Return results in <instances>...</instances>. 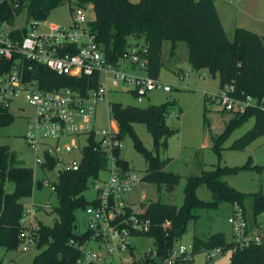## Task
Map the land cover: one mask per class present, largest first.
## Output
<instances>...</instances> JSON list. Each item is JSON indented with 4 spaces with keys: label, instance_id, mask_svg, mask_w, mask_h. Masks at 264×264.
Here are the masks:
<instances>
[{
    "label": "trees",
    "instance_id": "trees-1",
    "mask_svg": "<svg viewBox=\"0 0 264 264\" xmlns=\"http://www.w3.org/2000/svg\"><path fill=\"white\" fill-rule=\"evenodd\" d=\"M62 3H68L69 7L91 8L94 18L88 26L108 59H116L122 55L132 41L144 43L148 48V75L158 79L164 43H169L170 56L175 55L178 43H184L191 69L207 71L210 77L218 79L219 87L232 84L238 92L264 97V38L243 28H234L231 39H228L214 0H139L138 3L130 0H7L0 7V21L13 24L21 12L25 13L28 20L45 21ZM43 72L49 79L46 83L40 80L44 89L78 85L84 90L96 87L97 83L96 76L78 80L56 77L46 70ZM174 106V102L146 108L111 104V116L118 126V138H129L134 150L145 161L146 171L141 183L156 185L168 193L179 185L181 177L165 169L170 160H161L158 152H166L168 138L179 133L178 129L170 128L166 122ZM13 118L11 114L0 110V128L9 126ZM249 119H253L254 124L231 145L230 149L233 151H243L254 140L264 136V112L248 110L231 115L223 132L213 136L204 111L203 123L209 135L211 150L220 156L221 146L231 132ZM135 124L145 127L152 139V150H148L138 138L134 130ZM118 163L128 168V163L120 156ZM52 166L51 162L49 169ZM105 166V157L91 144L84 149L77 171L60 173L54 191L57 206L52 210L57 219L52 226H38L35 247L39 252L30 264H73L81 256L78 247L69 244V241L72 239L81 244L88 239L89 233L75 231V212L84 211L92 204L84 198V193L89 188V182L98 179ZM260 169L248 159L240 168L217 164L212 170H201L197 175L188 176L180 206L160 200L142 205L151 228L148 233L140 236L152 238L155 256L164 258L186 234L189 223L196 222L201 213H216L223 204L230 208L233 205L239 206L244 212L249 229L256 231V218L264 213V193H242L223 182L222 178L235 176L242 171ZM6 182L13 185L10 193L5 191ZM33 187V170L17 165L9 147L0 145V247L7 251L18 248L23 232L20 221L24 207L21 200L32 196ZM201 187L210 193L211 201L199 199L197 190ZM247 202H250V216L246 213ZM166 222L169 223L168 227H164ZM223 245L228 243L222 233L210 234L206 238L194 235L192 254L201 252L202 248L212 249ZM149 255L152 254L137 259L135 264H162ZM191 261L179 260L174 264H190ZM252 263L264 264V247L237 248L228 262ZM205 264H212L211 258Z\"/></svg>",
    "mask_w": 264,
    "mask_h": 264
},
{
    "label": "built area",
    "instance_id": "built-area-1",
    "mask_svg": "<svg viewBox=\"0 0 264 264\" xmlns=\"http://www.w3.org/2000/svg\"><path fill=\"white\" fill-rule=\"evenodd\" d=\"M6 1L0 0V7ZM69 9L71 22L67 26L27 18L21 27L15 26V21L13 24L0 21V110L12 115L13 109L20 112L24 107L32 109L24 141L34 153V163L40 171L56 177L55 181H35L33 178V183L53 193L60 173L78 170L86 147L92 144L100 151L106 159V166L101 171L106 176L100 178L99 174L98 179L92 181L96 198L84 210L87 218L84 233H89L88 239L81 244L72 239L69 241L81 251L73 264H135L137 259L124 263L121 256L130 252L133 237L150 231L151 222L145 217L143 207L136 210L129 205V198L141 178L130 170L129 165L124 168L118 163L123 144L118 138V126L111 116V104L106 95L121 92L142 103L149 99L151 92L170 93L172 88L148 75L146 44L132 41L122 55L108 59L89 29L88 24L94 18L91 8ZM43 70L60 78L79 80L96 76V87L82 90L74 85L44 89L40 80L46 83L49 79ZM199 78L203 80L200 75ZM207 99L229 115L248 110L264 112V97L238 92L232 84H224ZM98 104H103L106 109L109 128L96 125ZM51 162L53 166L49 169ZM43 208L31 205L24 209L20 221L23 232L18 245L22 251L36 246L38 226L29 221ZM259 217L264 221V213L256 218L257 230H250L243 210L233 205L227 218L230 227L228 245L202 248L201 252L211 258L210 254L224 250L233 253L237 248L264 247V227L258 222ZM168 226L166 222L164 227ZM192 251V244L189 249L180 244L170 249L164 258H157L154 249L142 257L152 254L149 256L162 264H174L179 260H192Z\"/></svg>",
    "mask_w": 264,
    "mask_h": 264
},
{
    "label": "rangeland",
    "instance_id": "rangeland-1",
    "mask_svg": "<svg viewBox=\"0 0 264 264\" xmlns=\"http://www.w3.org/2000/svg\"><path fill=\"white\" fill-rule=\"evenodd\" d=\"M130 1L132 3L139 2V0ZM214 5L218 9L228 39H231L234 28L250 29V25L258 24L260 20H264V0H216ZM69 8L68 3H62L49 14L45 22L60 26L69 25L71 22ZM89 15L91 16V13ZM25 20V13L21 12L15 20V26H23ZM262 26L263 29L264 25ZM262 33H264V30ZM177 46L174 56L169 54V43H164L162 49V67L158 80L172 88L170 93L155 90L149 94V99L142 103L136 102L132 96L121 92H109L106 95V100L110 104L117 103L122 106L139 108L158 106L166 102L175 103L174 110L168 116L166 122L170 128L178 129L179 133L168 138L166 152L159 151L158 155L161 160H170L166 169L181 177L179 185L171 193H168L156 185L139 183L132 199L138 204L140 202L147 205L160 200L180 206L183 201V188L188 176L197 175L201 170H212L214 165L217 164L240 168L247 163L248 159H251V163L261 167V169L259 171H242L235 176L224 177L222 181L245 194L264 193V136L254 140L243 151L230 149L236 140L252 128L254 120L249 119L231 132L221 146L220 156H217L211 150L209 135L203 123V112L206 113L209 130L213 136H218L223 132L231 115L221 112L216 103L207 99L209 95L217 93L219 88L218 79L210 77L205 70L195 71L191 69L187 61V47L184 43H178ZM199 75L203 77V80L199 78ZM106 113L104 105L98 104L95 121L99 128H109L110 122L106 119ZM12 115L14 116L13 122L7 127L0 128V145L9 147L15 156L17 165L33 170L35 181L42 179L55 181L56 177L53 174L43 173L35 165L34 153L29 150L23 138L28 132L32 109L24 107L23 112L13 109ZM134 130L142 144L148 150H152V139L145 127L141 124H135ZM122 144V158L128 163L130 170L142 178L146 171L144 159L134 150L129 138H124ZM105 176V172L100 173V178H105ZM12 190L13 185L6 182L5 191L10 193ZM197 196L204 201L212 200L210 193L204 187L197 190ZM84 198L89 202L95 200L96 192L93 189L92 182H89V188L84 193ZM21 203L24 209L29 208L31 205L37 208L45 207L36 212L33 220L29 221L36 226H52L57 219V216L52 212L54 207L57 206L56 195L48 188H39L34 185L32 196L21 200ZM138 209L136 208V210ZM246 213L250 216V202L246 203ZM229 214L230 207L226 204L220 205L216 213H201L196 222L188 224L186 234L176 242V245L181 244L189 249L194 235L206 238L214 233L224 234L226 241H229L230 227L227 223ZM75 216L77 220L75 231L84 233L87 229V218L84 211H76ZM258 222L264 227V221L260 217ZM131 243L133 247L130 252L121 256L124 263L139 259L145 252L154 248L153 240L148 236H135L131 239ZM38 252L39 249L36 247H31L27 251H22L20 248L7 251L0 247V261L1 264H30ZM231 255L230 250L212 253L210 254L211 263L228 264ZM208 258L206 252H197L193 255L190 264H205Z\"/></svg>",
    "mask_w": 264,
    "mask_h": 264
},
{
    "label": "crops",
    "instance_id": "crops-1",
    "mask_svg": "<svg viewBox=\"0 0 264 264\" xmlns=\"http://www.w3.org/2000/svg\"><path fill=\"white\" fill-rule=\"evenodd\" d=\"M216 8V11H217V14H218V17H219V20H220V22H221V24H222V21H221V19H220V16H219V12H218V9H217V7H215ZM262 25H264V20H260V22L257 24H252V25H250V29H245V30H247V31H249V32H251V33H254V34H256V35H258L259 37H263L264 38V33H262V31L264 30V28L262 29ZM222 27H223V24H222ZM224 29V28H223ZM234 30V29H233ZM178 47V46H177ZM166 169V168H165ZM166 170H168V169H166ZM133 195V194H132ZM132 195L130 196V198H129V205L131 206V207H133V208H141L142 207V205H145L144 203H140L139 202V204L136 202V201H134L133 199H132Z\"/></svg>",
    "mask_w": 264,
    "mask_h": 264
}]
</instances>
